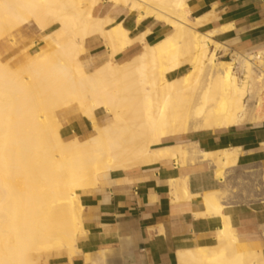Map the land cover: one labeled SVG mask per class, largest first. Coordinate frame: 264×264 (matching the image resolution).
<instances>
[{
  "label": "bare ground",
  "instance_id": "bare-ground-1",
  "mask_svg": "<svg viewBox=\"0 0 264 264\" xmlns=\"http://www.w3.org/2000/svg\"><path fill=\"white\" fill-rule=\"evenodd\" d=\"M103 1L0 0V42L28 24L43 34V47L23 48L16 67L0 57V264L73 256L84 232L79 193L96 187L100 174L207 163L223 186L238 148L210 152L194 142L165 143L264 122V71L252 55H221L227 49L216 31L198 30L212 14L193 17L188 0H105L136 13L137 23L152 18L171 29L151 45L148 31L131 38L122 24L94 15ZM93 36L105 41L110 60L87 73L80 57ZM136 43L140 54L115 62ZM72 107L90 123V138L63 140L56 110ZM98 112L110 121L100 125ZM187 180L170 181L171 202L197 197ZM224 194L203 193V212L193 215L221 222L216 244L177 252L178 264H264L255 245L238 241Z\"/></svg>",
  "mask_w": 264,
  "mask_h": 264
},
{
  "label": "crops",
  "instance_id": "crops-1",
  "mask_svg": "<svg viewBox=\"0 0 264 264\" xmlns=\"http://www.w3.org/2000/svg\"><path fill=\"white\" fill-rule=\"evenodd\" d=\"M187 4L195 18L212 14L211 21L198 30L202 33L215 30V40L230 54L264 50V0H188ZM93 13L113 19V25L122 24L131 38L148 31L147 44H155L171 33L168 26L152 18L137 23L136 13L113 7L105 0ZM30 26L33 25L28 24L17 31ZM84 50L86 52L80 58L83 68L87 72L85 67H94L87 73L110 60L106 43L99 36L87 38ZM141 52L142 46L136 43L118 54L115 62L123 64ZM62 113L78 116L70 120L65 136L79 140L93 136L90 123L76 108L62 110ZM186 142H194L210 152L238 148L237 166L232 173L238 175L243 170L256 169L261 179L264 122L191 134L165 144ZM184 177L188 178L190 193L197 197L171 202L170 181ZM220 189L221 185L207 163L181 168L173 162H161L129 171L100 174L96 187L79 193L84 232L77 238V252L69 258L67 255L52 257L46 264H178L177 252L216 244L215 236L221 222L193 215L203 212V193ZM225 203L238 241L255 245L264 259V184L258 196L248 192L244 198L239 191Z\"/></svg>",
  "mask_w": 264,
  "mask_h": 264
},
{
  "label": "rangeland",
  "instance_id": "rangeland-1",
  "mask_svg": "<svg viewBox=\"0 0 264 264\" xmlns=\"http://www.w3.org/2000/svg\"><path fill=\"white\" fill-rule=\"evenodd\" d=\"M42 36H43V34L38 32V30L34 26H30V28L25 27V28L21 29L20 31L12 32V34L8 35L2 42H0L1 60L2 61H9L11 67H13V68L16 67L17 63L22 62L25 59L24 56L21 55V52H20L23 48H27L28 46H31L32 44H37V46L34 47V49H39V48L43 47ZM17 52L20 54H18ZM85 52H86V50H85ZM85 52H84V54H85ZM241 54H243V53H241ZM221 55H225L229 59L231 57L230 56L231 54L228 50H225V51L223 50L221 52ZM233 55H235V54H233ZM82 57H83V55L80 58H82ZM10 58L11 59L13 58V59L11 60ZM228 58H225L224 60H229ZM95 67H97V66H95ZM85 68H86L87 72H89L94 67L90 66V67H85ZM187 69L188 68H186L184 71L180 72V75L183 72H186ZM238 75H240V74H238ZM169 79H171V78H169ZM4 99L6 100L8 98L5 96ZM56 114H57V118L61 124V134H62L63 140L68 141L69 139H72V138L65 136V132L67 130V127L69 125L70 120L73 119L74 117H78V116L64 115L61 110H56ZM96 117L98 118L100 125H104L110 121V117L106 116L102 112L96 113ZM80 140H83V139H80ZM230 174H232V170H231ZM230 174H228V176ZM240 174L241 175H239V177L237 179V183L232 188H231V186H229V184H225V183L222 186L223 188L221 187L220 190H222V191H223V189L225 190V194H224V198H225L224 201L225 202L228 199H233L235 197V195L238 194L239 191L242 192L244 198H246V194L248 192L251 194L253 192H256L255 188L257 186H253L252 181L249 180L251 178V176L249 178H246V177L243 178L242 172ZM232 191H233V193H232ZM251 199H252V197H251ZM52 257H54V256H52ZM52 257H49V258L42 257V258H40V260L37 261V264H39V263L40 264H46L47 261Z\"/></svg>",
  "mask_w": 264,
  "mask_h": 264
},
{
  "label": "built area",
  "instance_id": "built-area-1",
  "mask_svg": "<svg viewBox=\"0 0 264 264\" xmlns=\"http://www.w3.org/2000/svg\"><path fill=\"white\" fill-rule=\"evenodd\" d=\"M244 55H252L254 57L253 62H257L256 64H260L259 68L264 71V51L261 52V54H259V51L257 52H248L245 53ZM243 174V178H249L251 176V178L249 179L250 181H252L253 186H257L255 188L256 192H253L256 194V196H258L260 194V190H261V182L259 179V173L256 169H246L242 171ZM238 174L236 175L235 173L230 174L227 178H226V182L225 184H229V186H231V188L237 183V179L239 177ZM220 183V182H219ZM220 185L222 186V184L220 183Z\"/></svg>",
  "mask_w": 264,
  "mask_h": 264
}]
</instances>
